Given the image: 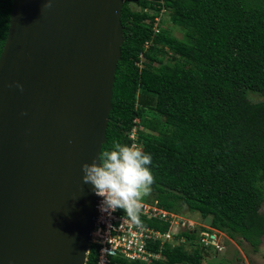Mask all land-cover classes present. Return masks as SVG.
I'll return each instance as SVG.
<instances>
[{"label": "trees", "instance_id": "1", "mask_svg": "<svg viewBox=\"0 0 264 264\" xmlns=\"http://www.w3.org/2000/svg\"><path fill=\"white\" fill-rule=\"evenodd\" d=\"M12 3L0 0V57ZM163 8L168 19L162 25L172 27L155 34ZM121 19L125 41L102 152L116 142L136 144L152 156L151 187L160 206L198 213L258 252L264 238V0H124ZM144 222L163 231L170 226ZM177 241L155 248L162 258L152 264H212L214 248L203 246L200 232L186 230ZM98 249L92 245L87 264H98Z\"/></svg>", "mask_w": 264, "mask_h": 264}, {"label": "water", "instance_id": "2", "mask_svg": "<svg viewBox=\"0 0 264 264\" xmlns=\"http://www.w3.org/2000/svg\"><path fill=\"white\" fill-rule=\"evenodd\" d=\"M123 4L13 0L0 57V264H87L98 197L82 165L107 140Z\"/></svg>", "mask_w": 264, "mask_h": 264}, {"label": "clouds", "instance_id": "3", "mask_svg": "<svg viewBox=\"0 0 264 264\" xmlns=\"http://www.w3.org/2000/svg\"><path fill=\"white\" fill-rule=\"evenodd\" d=\"M48 6L50 7L51 5L49 4ZM163 10L164 12H162ZM166 13L167 10L163 8L160 12V15L156 16L154 19L155 29L156 19L158 17L161 18L159 23V32L161 26L166 27V25H162V21L168 19ZM155 34L159 33L155 32ZM147 43L151 45L152 42ZM147 43L146 49L150 47V45L149 47H147ZM139 67H142L141 64L139 65ZM137 129L139 128L135 127L132 130L130 134L131 138H133V135L135 137ZM151 164V154L144 152L136 144L127 145L116 142L110 150H105L100 153L98 161H93L91 164L85 163L82 165V183L91 185L92 190L98 197L96 204V224L95 229L92 233L90 251L93 244L98 245L99 258L101 248L103 247L100 242L96 241L97 238L95 236L98 228L97 220L100 216L99 210L102 214L107 216H111L113 213L120 211L123 216L129 218L130 220L134 222H139L147 227H150L154 231L159 232L161 234V237L157 238L154 241L150 240L148 244H150L152 252L160 255L161 258L162 254L157 253V249L160 248L159 251H161L167 244L175 247V245L178 244L177 236L186 230H190L186 227L190 219H187L184 214L163 208L162 206H160L159 202L155 200L154 197L148 201L139 200L142 194L150 191V187L154 182V177L150 167ZM99 197L101 198L100 205L98 203ZM141 205H143L145 210L149 207L148 213L145 214L141 211ZM164 213L166 214L165 217L163 216ZM144 221L168 223L170 226L167 231H163L161 229H157L155 227L147 225ZM183 221H186V225L183 226L185 229L176 230V226L182 227ZM209 228V231L203 230L200 232L201 241L205 238H209L204 234L207 233L211 236L210 240H212L214 243L216 241L219 243L221 238L220 236H222L224 233L215 230L211 227ZM168 232L172 233L171 239H165V234ZM202 243L204 244V247H212L214 248V250L218 248L215 244L212 243L208 245H206L203 241ZM218 245L220 246V244ZM118 258L126 259L124 257Z\"/></svg>", "mask_w": 264, "mask_h": 264}, {"label": "built area", "instance_id": "4", "mask_svg": "<svg viewBox=\"0 0 264 264\" xmlns=\"http://www.w3.org/2000/svg\"><path fill=\"white\" fill-rule=\"evenodd\" d=\"M164 12V10L162 11ZM161 18L156 19L155 32L159 33V23ZM147 43V47H149ZM134 138V135L132 136ZM98 203L100 205L101 198L99 197ZM142 212L148 213L149 207L145 210L141 205ZM97 220V232L95 234L97 242L103 246L100 251V258L98 264H119L113 263L112 258L124 257L129 261L142 262L145 264H152L155 260L161 259V256L152 252L149 241L156 240L161 237L159 232L154 231L139 222H134L129 218L123 216L120 211L113 213L111 216L104 215L100 212ZM165 217L166 214L164 213ZM186 225V221L182 225ZM209 237L207 233H204ZM154 238V239H153ZM172 233L165 234V239H171ZM206 245L214 244L210 238L202 240ZM216 243V242H215ZM219 249L220 246L216 245Z\"/></svg>", "mask_w": 264, "mask_h": 264}, {"label": "rangeland", "instance_id": "5", "mask_svg": "<svg viewBox=\"0 0 264 264\" xmlns=\"http://www.w3.org/2000/svg\"><path fill=\"white\" fill-rule=\"evenodd\" d=\"M167 21V19H166ZM166 27L171 28L172 25L170 22H167ZM173 33L178 38H183V33L177 28L172 29ZM252 99L260 100L262 98L256 97L257 95L253 94L251 95ZM154 197V194L152 192V187H150V191L147 193H144L140 196V201H148L151 200ZM184 216L187 219H190V221L187 224V228L190 229V231H198L201 232L209 231L210 226L209 222L210 220H204L198 213H192L188 211H184ZM183 212V213H184ZM262 212L264 213V205L262 208ZM182 216V215H181ZM184 217V218H185ZM182 225V227L176 226V230L178 229H185ZM186 228V229H187ZM211 239V236L208 235ZM220 242L214 243L215 245L220 244V249L217 248L216 250H211V252L208 253V260L211 261L212 264H264V238L262 241V244L259 248L258 252H255L253 248L246 242H243L242 244L240 242H236L233 240H230L227 235L223 234L220 236Z\"/></svg>", "mask_w": 264, "mask_h": 264}]
</instances>
